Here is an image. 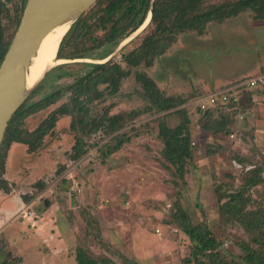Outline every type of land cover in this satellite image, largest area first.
Returning <instances> with one entry per match:
<instances>
[{
    "label": "rangeland",
    "instance_id": "obj_1",
    "mask_svg": "<svg viewBox=\"0 0 264 264\" xmlns=\"http://www.w3.org/2000/svg\"><path fill=\"white\" fill-rule=\"evenodd\" d=\"M236 1L204 0L202 8ZM22 2L12 0L7 5V38L14 30L16 34L14 18ZM147 26L124 45L123 41L117 47L86 51V58H61L49 70L54 73L36 86L32 102L74 82L75 76L58 80V66L101 64L110 57L121 62L122 54L140 44ZM71 70L84 74L87 69ZM246 71L264 74V20H257L251 11L209 24L203 36H181L151 67L132 68L118 93L94 109L99 115L122 114L128 123L114 135L100 131L86 137L87 151L81 158H73L76 138L69 116L58 119L35 152L13 143L4 170L12 191H0V264H77L78 248L116 264H194L192 243L175 219L180 209L194 226L210 228L225 256L240 262L249 252L248 245L264 253V246L252 242L253 235L238 217L221 210L223 196L244 189L250 170L264 171V103L260 100L264 97L257 93L260 101L251 102L252 97L242 96L236 111L214 114L216 120L227 119L230 133L209 130L208 118L197 111L200 97L215 91L216 79H231ZM144 77L182 104L163 113L150 110ZM62 102L28 117L23 128L35 130ZM182 111L190 121L195 154L184 178L165 159L160 136L163 122L171 128L184 122ZM117 135L129 137L130 142L103 158ZM244 194L247 211L264 212V184Z\"/></svg>",
    "mask_w": 264,
    "mask_h": 264
},
{
    "label": "trees",
    "instance_id": "obj_2",
    "mask_svg": "<svg viewBox=\"0 0 264 264\" xmlns=\"http://www.w3.org/2000/svg\"><path fill=\"white\" fill-rule=\"evenodd\" d=\"M11 1L0 0V66L15 32L14 30L7 38L5 23L6 19L10 18L7 5ZM203 1L98 0L86 10L63 38L58 50V58H86L89 55L86 51L106 46L117 47L140 29L146 22L150 11H152V18L140 44L130 52L122 54L121 62L109 60L101 64L85 62L62 64L56 68L59 71L57 79L62 80L69 76H75L74 82L56 89L37 102H32L36 91L30 95L10 121L0 150V191L5 194L12 191L10 183L4 178V170L7 152L13 143L25 144L29 152H35L43 144L45 136L54 129L58 119L69 116L71 118L70 127L76 138L73 158L77 160L87 151L86 137L100 131L105 132L108 136L114 135L128 123V119H125L122 114L111 115L106 111L99 115L94 109L96 105L105 102L109 95L118 93L122 81L129 77L132 68L141 65L151 67L157 58L168 52L178 38L191 33L203 36L207 33L208 25L213 22H221L247 11L255 13L257 20H264V0H238L215 5L208 10L202 8ZM26 3L27 0H23L19 13L15 15V29L20 24ZM99 32H102V35L99 36ZM70 48H72L71 52H69ZM110 54L111 52L107 53L104 58ZM122 64H125L127 68ZM76 66L87 70L84 71V74H79V71L71 70ZM53 71L55 70H51L46 76L48 77ZM143 85L146 89L144 97L149 102L150 110L163 113L182 104L176 98L166 97L162 94L149 77H144ZM255 93H261V96L264 97V84L254 91H248L241 95V101L238 104L219 105L208 110H202L198 105L197 111L203 112L204 116L208 118L205 127L209 130L215 133H230L227 129V119L216 120L214 114L220 113L221 115L223 112L236 111L242 103V96L248 95L251 98ZM62 100L63 102L35 130L30 132L23 128L25 119ZM251 102H254L253 98ZM182 114L185 120L175 128H171L165 122L160 124V136L165 144L164 157L176 169L180 178L185 177L188 166L193 165L195 159L191 146L190 121L185 111H182ZM135 117L136 115L132 119ZM127 142H130L129 137L124 135L118 137L117 135L115 145L111 148H109V144L107 145V151L103 152V158L118 151ZM263 173L264 171L257 167L250 170L249 175L245 178L244 189L223 196L221 200V210L238 217L246 231L253 235L252 242L257 246H264V212L247 211L245 207L248 205V199L245 198L244 193L249 188L264 184ZM23 198L26 197L23 196ZM175 219L192 243L194 264H264L263 251L256 248L251 249L249 245L246 246V249L249 250L248 254L241 258L240 262L222 254L220 252L221 244L213 236L210 228L206 225L194 226L184 210L177 211ZM187 260L189 262L191 258ZM76 261L77 264H116L108 258H94L83 248L77 249Z\"/></svg>",
    "mask_w": 264,
    "mask_h": 264
},
{
    "label": "water",
    "instance_id": "obj_3",
    "mask_svg": "<svg viewBox=\"0 0 264 264\" xmlns=\"http://www.w3.org/2000/svg\"><path fill=\"white\" fill-rule=\"evenodd\" d=\"M97 1L27 0L16 34L0 66V150L8 125L15 113L49 72V70L46 71L34 86L30 88L27 86L28 69L37 56L43 39L60 23L70 22V29ZM151 18L152 11L138 30L144 27L148 19L150 23ZM132 35L122 45L127 43ZM110 59L111 57L107 61Z\"/></svg>",
    "mask_w": 264,
    "mask_h": 264
},
{
    "label": "bare ground",
    "instance_id": "obj_4",
    "mask_svg": "<svg viewBox=\"0 0 264 264\" xmlns=\"http://www.w3.org/2000/svg\"><path fill=\"white\" fill-rule=\"evenodd\" d=\"M149 20L150 19H148L142 29L148 25ZM69 23L70 22H64L58 24V26L43 39L38 54L33 59L27 72L26 80L29 88L34 86L46 71L62 62V59L58 58V50L61 41L69 31Z\"/></svg>",
    "mask_w": 264,
    "mask_h": 264
},
{
    "label": "built area",
    "instance_id": "obj_5",
    "mask_svg": "<svg viewBox=\"0 0 264 264\" xmlns=\"http://www.w3.org/2000/svg\"><path fill=\"white\" fill-rule=\"evenodd\" d=\"M263 84L264 74L247 77L224 89L214 91L209 95L202 97L198 100V105L202 110H208L216 108L219 105L224 106L238 104L241 101V95L248 91H254V89L260 88ZM255 94H253L252 98L254 102H258V96ZM261 100H264V98H261Z\"/></svg>",
    "mask_w": 264,
    "mask_h": 264
},
{
    "label": "crops",
    "instance_id": "obj_6",
    "mask_svg": "<svg viewBox=\"0 0 264 264\" xmlns=\"http://www.w3.org/2000/svg\"><path fill=\"white\" fill-rule=\"evenodd\" d=\"M249 73H250L249 71H246L245 73H243L244 75L241 73L240 75H238L234 78H231V79H227V80L216 79L214 81V84H212L213 88H214L213 90H215V91L221 90V89H224V88L230 86L231 84H234L235 82H239L240 80H242L243 78H245L247 76L251 77V76H256V75L261 74V73H259V74H249ZM209 90H211V88H209ZM203 97H205V96H203ZM201 98L202 97H200V99Z\"/></svg>",
    "mask_w": 264,
    "mask_h": 264
}]
</instances>
